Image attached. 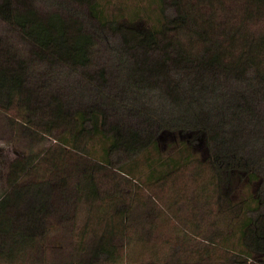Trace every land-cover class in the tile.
<instances>
[{"label":"trees","instance_id":"trees-1","mask_svg":"<svg viewBox=\"0 0 264 264\" xmlns=\"http://www.w3.org/2000/svg\"><path fill=\"white\" fill-rule=\"evenodd\" d=\"M242 5L235 15L224 0H65L46 11L40 0H0V19L21 42H0V108L9 109L16 94L34 118L50 124L62 114L76 119L75 133L58 136L46 152L54 170L74 154L65 145H74L77 133L86 131L90 141V149L75 156L72 184L67 173L55 171L51 178L18 181L35 170L28 169L34 159L13 161L9 187L0 193V263L25 262L31 254L25 250L50 236L52 215L66 208H59V198L75 205L87 198L97 211L99 201H108L122 218L130 210L122 179L165 181L197 160L202 146L217 200L234 213L231 230L220 233L233 248L223 264H264V113L256 106L264 93V29L250 27L264 18V0ZM99 39L115 49L114 83L107 66L94 65ZM59 68L92 83L102 104L127 108L179 135L176 153L162 152L157 133L109 120L96 103L76 105L50 91ZM8 121L15 134L23 125L33 136L26 124ZM104 174L120 180L105 188ZM116 233L108 226L92 244H78L87 260L72 253L65 264L115 260ZM39 255L31 254L32 263Z\"/></svg>","mask_w":264,"mask_h":264},{"label":"rangeland","instance_id":"rangeland-1","mask_svg":"<svg viewBox=\"0 0 264 264\" xmlns=\"http://www.w3.org/2000/svg\"><path fill=\"white\" fill-rule=\"evenodd\" d=\"M61 1L65 0H40V4L46 11L58 7ZM224 1L225 7L235 15L243 7V0ZM65 4L73 7V10L78 9L77 3L66 1ZM109 7H112V3ZM209 8L204 9L208 11ZM250 27L263 30L264 18L257 23H250ZM7 39L12 43H21L17 34L0 19V42L7 44ZM117 60L111 42L99 39L93 62L95 66H107L112 83L118 80L115 79L118 75ZM59 70L58 78L49 88L50 91L60 92L66 100H71L76 105L96 103L101 110L107 112L109 120L119 119L127 125L140 128L143 133H157L162 152L166 155L176 153L179 135L150 124L144 117L131 113L127 108L102 104L98 90L92 83L80 75L69 73L67 69ZM256 106L264 113V93L257 98ZM0 109V193L9 187L7 180L13 161L23 162L26 157L34 159L28 169L35 170L28 175L27 171L24 172L18 181L51 178L52 172L55 171L57 175L67 173L72 184L74 168L71 167L75 165V156L90 149L88 133H77L74 145L64 144L74 154L65 157V164L61 165L60 169H53L55 166L46 157V152L58 142V136L75 133L78 126L76 119L62 114L54 124H50L34 118L25 106L18 103L16 94L9 109ZM9 117L17 123L29 126L33 136L24 134L23 125L16 135L15 130L9 128ZM52 132L54 136L51 135ZM198 153L197 160L183 165L165 181H148L134 176L128 179L122 177L124 179L119 186L124 195L122 197L127 200L130 208L129 215L126 212L122 218L112 212L108 201H99L101 209L97 211L91 208V202L87 198L79 200L78 205H75L74 201L65 202L59 198V208H66L58 210L55 216L52 215L55 225L51 228L50 236L34 248L29 246L25 250L28 254H40L42 259H35L32 263L30 254L25 258V262L11 264H65L66 260L72 257V253L78 258L87 256V260L89 255L79 250V245L85 241L87 245L92 244L108 226H114L116 229L115 242L118 249L116 259L103 264H223V257L227 252L233 251V248L222 243L220 233L231 230L228 224L234 213L217 200L209 165L203 161L206 151L202 146ZM96 159L94 161L98 160ZM110 174L113 176V173ZM102 178L105 188L114 186L117 183L115 181L120 180L105 174ZM233 196L231 194L230 197L235 200ZM99 212L101 214L98 215ZM107 222H110V225ZM211 235L215 239H210ZM177 245L179 251L176 250Z\"/></svg>","mask_w":264,"mask_h":264}]
</instances>
